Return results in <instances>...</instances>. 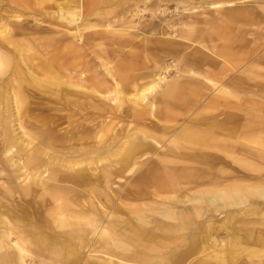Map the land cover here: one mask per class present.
<instances>
[{
    "label": "bare ground",
    "instance_id": "6f19581e",
    "mask_svg": "<svg viewBox=\"0 0 264 264\" xmlns=\"http://www.w3.org/2000/svg\"><path fill=\"white\" fill-rule=\"evenodd\" d=\"M31 1L0 0V264H264V0Z\"/></svg>",
    "mask_w": 264,
    "mask_h": 264
},
{
    "label": "rangeland",
    "instance_id": "374dc122",
    "mask_svg": "<svg viewBox=\"0 0 264 264\" xmlns=\"http://www.w3.org/2000/svg\"><path fill=\"white\" fill-rule=\"evenodd\" d=\"M36 1H40V0H32L29 4L30 7H28L24 13H22V17L26 20H28L30 23L29 24H32L33 22V18H36V17H39L36 13H35V2ZM42 1H46V0H42ZM68 0H54L52 2H44L43 3V7L45 10L47 11H56V8L54 7V4L56 3H60V4H65ZM152 2H154V4L156 5L157 4V1L156 0H153ZM161 9L164 10V13L161 14V20H159L161 23H164L162 22L163 19L165 18V20L167 21H172V20H176L178 19V17L181 15V8L176 4V1H172V2H169L168 5H166L165 3H161ZM261 4V2H257L255 0H246V1H243V2H238V4L236 5H233V6H230V7H226L225 10H223L222 12H229L230 10L232 9H241V8H247V9H250V10H256L257 7H259ZM142 9V7H141ZM16 8H13L11 6H9L8 4H6L5 2H0V23H3L5 22V17H7L12 11H15ZM198 11V10H197ZM199 11L201 12V14L199 15H196L197 17L201 18V16H210V17H213L214 15L217 14L216 10L215 9H203V8H200ZM33 17V18H32ZM151 17L150 16H144L141 18V21L144 22L145 20H150ZM138 21V20H137ZM136 21V22H137ZM257 21V22H256ZM159 22V23H160ZM254 22H256L257 24H260L262 22V19H259V18H256L254 20ZM46 23V22H44ZM41 24V29H47L49 26V24ZM117 25V28L118 29H122V30H125L127 29L126 26H121L120 24L116 23ZM137 26L139 27V24H137ZM260 27H257L255 26L254 29H259L260 31H263L264 30V22L263 24H260L259 25ZM249 28V27H247ZM131 30V29H129ZM136 34H127V35H124L122 37V39L124 38H129L128 35H131V37L129 39H132L133 38L136 40H141V41H145V40H154V39H160V38H163V37H170L168 35H173V34H150V33H142V31H136L135 32ZM80 35H86V34H80ZM255 36H253L254 38ZM77 40L76 43H78V37L75 38ZM178 39V38H177ZM133 42V41H132ZM81 43V42H79ZM189 44V48H187L185 51L189 50V49H192V47H194V43L192 42H188ZM256 46V43L252 44V45H249L247 46L248 48L249 47H255ZM260 48V47H258ZM97 47H92V45H88V49H87V53L90 54L91 56L93 55V50H96ZM123 50H125V52L123 53L124 55L122 57H124V63H127L129 66H127V71L126 74L127 75H130L133 77V74H136L138 72H141V71H144V70H149L152 68V63L155 61V60H158L157 57H161L162 56V52L161 51H157V53L155 52L154 55L155 57L153 56V62H149L147 64H143V61H142V57H139V58H136L133 56V51H135V49L133 48V43L132 45H128L127 47H125ZM258 50V49H257ZM264 51V48H262L261 52ZM121 58V57H120ZM119 57L115 58V59H112L113 62H116L120 59ZM165 62V65L166 64H170V65H173L174 62H172L171 59L169 58H166L163 60ZM172 69V72H170V76H174L175 74V70L171 67ZM154 74V73H153ZM146 80V79H145ZM145 80H139L140 82H144ZM259 104H262L260 108H253L252 105H250L251 107L247 105H244L243 107L247 109V111L249 113H247L246 117L247 119L249 120L250 123H248V128H247V133H248V139L250 140V145L252 147H254L255 149L257 150H262L264 152V134L261 135L260 137L257 138L256 136V133L259 132V131H264V107L262 108L263 106V101H259L258 102ZM124 107H127V106H124ZM200 109H196L194 111V113H196L197 111H199ZM109 119V118H108ZM123 125H125V123H123ZM254 137V138H253ZM260 167H262V169L260 170V173L264 176V162H260ZM238 168V166H237ZM120 182H123V179L120 180Z\"/></svg>",
    "mask_w": 264,
    "mask_h": 264
}]
</instances>
